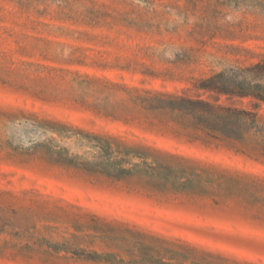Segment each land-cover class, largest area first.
Wrapping results in <instances>:
<instances>
[{"label":"rangeland","instance_id":"rangeland-1","mask_svg":"<svg viewBox=\"0 0 264 264\" xmlns=\"http://www.w3.org/2000/svg\"><path fill=\"white\" fill-rule=\"evenodd\" d=\"M263 58L264 0H0V264H96L74 256L109 252L91 239L93 214L264 264V163L222 143L189 144L112 121L102 114L121 94L99 106L79 87L87 73L192 95L198 80L245 72ZM127 65L130 72L119 69ZM258 114L262 125L264 104ZM48 121L247 173L251 218L127 193L45 160L32 147L55 137ZM62 147L68 156L92 158L72 140Z\"/></svg>","mask_w":264,"mask_h":264},{"label":"trees","instance_id":"trees-1","mask_svg":"<svg viewBox=\"0 0 264 264\" xmlns=\"http://www.w3.org/2000/svg\"><path fill=\"white\" fill-rule=\"evenodd\" d=\"M98 67L113 68L106 64ZM119 69L130 72L129 65ZM240 73L253 79L246 81ZM84 76L79 87L85 93L92 92L99 106H109L110 100L121 94L113 111L102 114L105 118L189 144L222 143L237 155L264 163V124L258 122V108L264 104V58L245 72H220L198 80L192 95L190 90L171 92L118 83L105 75ZM245 100L253 108H248ZM47 123L55 137L32 147L45 160L120 185L127 193L159 200L172 198L180 203L184 200L223 213L239 210L251 218V175L247 173L171 153L142 140L87 133L60 121ZM70 130L73 134H68ZM71 140L77 147H86L91 160L68 156L62 146ZM240 198L242 201L236 202ZM87 229L93 233L91 239L99 240L109 252L74 256L96 264H252L247 258L179 236H165L94 214Z\"/></svg>","mask_w":264,"mask_h":264}]
</instances>
